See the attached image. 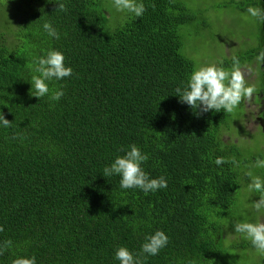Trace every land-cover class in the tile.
Masks as SVG:
<instances>
[{
    "label": "trees",
    "instance_id": "1",
    "mask_svg": "<svg viewBox=\"0 0 264 264\" xmlns=\"http://www.w3.org/2000/svg\"><path fill=\"white\" fill-rule=\"evenodd\" d=\"M138 2L147 10L137 18L117 11L113 0H0V113L12 122L0 125V244L12 241L0 264L32 256L36 264H120L119 247L138 254L157 230L169 243L141 257L143 264L264 261L234 233L237 221L264 220L252 208L259 193L248 192L246 175L264 179V168L254 166L264 159V141L260 148L235 141L249 134L247 100L232 113L197 114L181 103L175 89L197 69L184 53L183 26L198 23L201 12L182 0ZM230 4L264 8L262 0ZM46 22L59 39L44 30ZM261 37L264 50V24ZM52 50L73 74L48 81L49 93L38 98L35 61ZM219 65L233 61L227 56ZM256 89L263 120L264 84ZM133 144L149 157L144 170L164 177L166 188L145 194L103 175ZM220 156L239 166L216 165Z\"/></svg>",
    "mask_w": 264,
    "mask_h": 264
},
{
    "label": "clouds",
    "instance_id": "2",
    "mask_svg": "<svg viewBox=\"0 0 264 264\" xmlns=\"http://www.w3.org/2000/svg\"><path fill=\"white\" fill-rule=\"evenodd\" d=\"M113 3L117 11L132 13L137 18L142 17L147 10L144 3L138 2V0H113ZM150 6L155 10L154 3ZM56 10L67 12L63 3H58ZM247 13L264 23V8L250 6ZM43 28L49 36L59 39V33L50 23H44ZM255 59V70L258 71L261 65H264V50H261ZM232 61L231 69L211 64L194 70L187 81L175 89L180 102L189 105L197 114H203L210 110L216 112L223 110L226 113H232L243 101H251L254 94L257 93V89L255 85L247 82L246 76L254 69L252 66L242 67L235 55L232 56ZM35 64V71L39 75L33 76L32 82L36 90L34 96L38 98L49 93L48 81L61 80L73 74V69L65 65V56L60 51H49L46 56L38 58ZM63 95L64 92L61 89L55 91L51 99L58 101ZM0 125L10 128L12 122L0 113ZM120 151L124 150L120 149ZM148 158L146 153H143L133 144L125 155L117 156L110 166L104 168L103 175L105 177L118 175L121 178L120 187L122 189L138 188L143 190L145 194L166 188L167 181L164 177L150 178L144 170L143 164ZM226 163L239 166V162L234 157L226 159L220 156L215 159L216 165ZM254 166L264 168V159H257ZM246 175L251 178V182L247 185L248 192L259 193V200L252 203V208L257 213H264V179L253 176L251 171L247 172ZM0 231H3L2 227H0ZM234 233L249 240L257 252L264 255V222L237 221L234 223ZM168 243L169 237L165 232L157 230L153 235L145 238L140 253L134 254L128 248L121 246L117 249L115 258L120 264H143L141 257L146 259L145 254L157 255ZM11 247V240L4 241L3 244H0V255H3ZM12 264H36V257L16 258Z\"/></svg>",
    "mask_w": 264,
    "mask_h": 264
},
{
    "label": "rangeland",
    "instance_id": "3",
    "mask_svg": "<svg viewBox=\"0 0 264 264\" xmlns=\"http://www.w3.org/2000/svg\"><path fill=\"white\" fill-rule=\"evenodd\" d=\"M192 12H201L198 23L191 26H183L189 31L187 41L189 48L185 46V55L196 61L197 68L201 66L217 64L224 61L225 57L235 55L242 60L243 66H252L253 72L246 76L247 82L256 87L264 84V72L262 67L256 71V56L261 49V29L262 23L251 17L247 10L243 11L234 8L230 4L232 0H182ZM238 1V0H234ZM228 4V6H227ZM259 7V6H251ZM208 26V27H207ZM231 69L229 67H224ZM255 95V94H254ZM259 98V97H258ZM262 102L254 99L246 101L244 128L249 134L235 138V141L251 143L256 148L262 147L264 141L259 134L264 130V123L260 119ZM237 120L236 123H240ZM236 130L237 127H236ZM255 134L254 136H250ZM227 137V135H226ZM253 139V142H251ZM252 146L244 151V156H249ZM258 174L255 173V176ZM264 219V216L262 217ZM264 222V220L262 221ZM249 255L264 259V255L257 252L255 248L248 250ZM260 264H264L261 261Z\"/></svg>",
    "mask_w": 264,
    "mask_h": 264
},
{
    "label": "water",
    "instance_id": "4",
    "mask_svg": "<svg viewBox=\"0 0 264 264\" xmlns=\"http://www.w3.org/2000/svg\"><path fill=\"white\" fill-rule=\"evenodd\" d=\"M262 1H264V0H262ZM261 67H262V70H263V72H264V65H261Z\"/></svg>",
    "mask_w": 264,
    "mask_h": 264
},
{
    "label": "flooded vegetation",
    "instance_id": "5",
    "mask_svg": "<svg viewBox=\"0 0 264 264\" xmlns=\"http://www.w3.org/2000/svg\"><path fill=\"white\" fill-rule=\"evenodd\" d=\"M262 122L264 123V119L262 120Z\"/></svg>",
    "mask_w": 264,
    "mask_h": 264
}]
</instances>
